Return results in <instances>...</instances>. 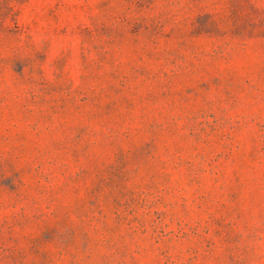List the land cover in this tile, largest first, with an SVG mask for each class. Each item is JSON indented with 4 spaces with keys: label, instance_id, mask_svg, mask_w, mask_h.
<instances>
[{
    "label": "rangeland",
    "instance_id": "rangeland-1",
    "mask_svg": "<svg viewBox=\"0 0 264 264\" xmlns=\"http://www.w3.org/2000/svg\"><path fill=\"white\" fill-rule=\"evenodd\" d=\"M0 264H264V0H0Z\"/></svg>",
    "mask_w": 264,
    "mask_h": 264
}]
</instances>
